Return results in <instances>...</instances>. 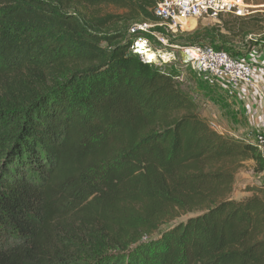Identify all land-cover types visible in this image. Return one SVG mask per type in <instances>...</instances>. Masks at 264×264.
Instances as JSON below:
<instances>
[{
	"label": "trees",
	"instance_id": "16d2710c",
	"mask_svg": "<svg viewBox=\"0 0 264 264\" xmlns=\"http://www.w3.org/2000/svg\"><path fill=\"white\" fill-rule=\"evenodd\" d=\"M154 7L0 0V264H264V185L236 186L246 163L264 172L256 146L210 128L186 65L135 47L245 61L231 44L256 46L263 20L172 39Z\"/></svg>",
	"mask_w": 264,
	"mask_h": 264
},
{
	"label": "built area",
	"instance_id": "2783aa9c",
	"mask_svg": "<svg viewBox=\"0 0 264 264\" xmlns=\"http://www.w3.org/2000/svg\"><path fill=\"white\" fill-rule=\"evenodd\" d=\"M256 9H264V6L255 7L247 0H155L153 14L160 21L158 26L173 39L178 34L192 31L197 21L209 20L218 23L219 17L224 15L248 18L258 12L255 11ZM190 22L193 23V28L188 29ZM151 27L153 25L144 24L138 26L136 30L145 32ZM151 35L163 46H167V39L161 34ZM138 45H145L146 49L149 47V43L142 40L138 41ZM179 50L187 55L189 65L197 73L207 75L218 82L224 80L231 85H245L257 90L253 82L252 66L248 62L234 60L225 51L217 50L207 44L183 47ZM210 128L221 132L219 126L213 122H210ZM253 144L264 163V125L254 136Z\"/></svg>",
	"mask_w": 264,
	"mask_h": 264
},
{
	"label": "rangeland",
	"instance_id": "374dc122",
	"mask_svg": "<svg viewBox=\"0 0 264 264\" xmlns=\"http://www.w3.org/2000/svg\"><path fill=\"white\" fill-rule=\"evenodd\" d=\"M255 1L256 0H254V2ZM257 3H261V0H257ZM253 6H255L254 3H253ZM255 11H258V12H255L250 17L255 16L263 20L261 24H258V27L261 29V33H262L264 31V12H262L264 11V9H256ZM100 13L101 14L115 13V11L113 9L104 8L100 10ZM217 24L218 23L209 21V20H200L196 22L193 30L190 32L195 31L198 27L211 28V27H215ZM189 25L193 26V23L191 22L189 23ZM263 34L264 33H262V35ZM263 38H264V35L258 37V40L261 41L263 40ZM239 40L238 42L231 44V46H233L231 50L232 51L237 50L238 52L243 53L242 55H244V53H247L248 50H250L252 45L249 44V40H246L244 42L239 41ZM179 51H180L179 48L177 49H169V48L158 49L157 48L156 52L151 50V53H154L153 55L154 59H156V56H159L161 60L164 62H167L170 60L172 61L175 60L177 62V60H179ZM180 81L182 83L183 90L189 93L190 95H192L196 99L199 105L200 115L208 119V121L213 122L219 126H222V128L225 130L224 135H227L228 133L226 131V128L224 127V125H222V123L228 124L227 121L231 120L230 118L231 117L230 115L231 106L226 100V97H225L226 92L222 89L221 84L217 83V81H215L214 79L210 78L207 75L197 73L194 70V68L189 64L183 67L182 76L180 78ZM263 178L264 177H262L260 174L254 173L253 164L249 162V163H246L245 169L236 175V186L238 190L241 192L243 187H245L246 185H256V186L260 185ZM241 197H243L242 194L237 193L234 196V199L240 200Z\"/></svg>",
	"mask_w": 264,
	"mask_h": 264
},
{
	"label": "crops",
	"instance_id": "0c3cea01",
	"mask_svg": "<svg viewBox=\"0 0 264 264\" xmlns=\"http://www.w3.org/2000/svg\"><path fill=\"white\" fill-rule=\"evenodd\" d=\"M257 43L256 46L250 48L244 59L252 66L253 82L256 84L257 90L250 86H236L225 81L219 82L223 83L221 84L222 89L226 92V100L231 106V120L227 121L228 124L221 122L226 128L227 136L252 143L253 137L261 131L264 125V43L259 40ZM219 128L221 129L220 133L224 134L225 130L222 126ZM260 175L264 177V172ZM261 184L264 185V178ZM244 195L247 194H242V196Z\"/></svg>",
	"mask_w": 264,
	"mask_h": 264
},
{
	"label": "clouds",
	"instance_id": "9594fccd",
	"mask_svg": "<svg viewBox=\"0 0 264 264\" xmlns=\"http://www.w3.org/2000/svg\"><path fill=\"white\" fill-rule=\"evenodd\" d=\"M139 40H140V39H139ZM135 47H136V49H137V53H138V54H140V55H144V56H146V58L150 59V58H149L150 55L146 54V51L151 53V50H150L149 48L146 49L145 45H141V46H139V45H138V42H137V44L135 45ZM140 50H143V53H140ZM153 55H154V53H153ZM153 55L151 54V57H152ZM155 56H156V54H155ZM156 57H157V56H156ZM150 60H155V59L152 58V59H150Z\"/></svg>",
	"mask_w": 264,
	"mask_h": 264
},
{
	"label": "water",
	"instance_id": "95a60500",
	"mask_svg": "<svg viewBox=\"0 0 264 264\" xmlns=\"http://www.w3.org/2000/svg\"><path fill=\"white\" fill-rule=\"evenodd\" d=\"M146 54H148L150 56H151V54L153 55V53H150V52H147V51H146ZM179 61H180V63L182 65L189 64V59H188L187 55L181 50L179 51Z\"/></svg>",
	"mask_w": 264,
	"mask_h": 264
},
{
	"label": "bare ground",
	"instance_id": "6f19581e",
	"mask_svg": "<svg viewBox=\"0 0 264 264\" xmlns=\"http://www.w3.org/2000/svg\"><path fill=\"white\" fill-rule=\"evenodd\" d=\"M190 23H191V22H190ZM188 25H189V24H188ZM190 25H191V24H190ZM190 25H189V27H190ZM189 27H188V28H189ZM152 58L154 59V56H152Z\"/></svg>",
	"mask_w": 264,
	"mask_h": 264
}]
</instances>
